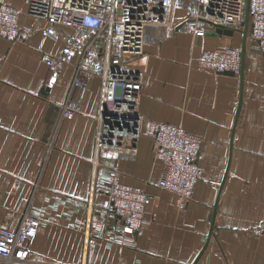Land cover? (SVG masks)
<instances>
[{"label": "crops", "instance_id": "0c3cea01", "mask_svg": "<svg viewBox=\"0 0 264 264\" xmlns=\"http://www.w3.org/2000/svg\"><path fill=\"white\" fill-rule=\"evenodd\" d=\"M6 2L29 32L21 41L0 37V224L10 215L8 224L16 226L29 197L41 212L29 241L31 261L11 264H264V236L252 233L264 212V54L249 36L242 83L239 74L201 68L195 59L217 46L241 49V29L229 34L208 27L204 36L193 35L180 28L181 8L172 33L146 43L128 62L143 78L142 133L127 141L136 157L120 161V181L150 200L134 246H86V206L56 196L86 200L91 194L100 79L89 77L78 109L61 118L74 65L49 66L41 54H59L70 29L60 25L59 38L43 37L41 20L27 14V0ZM152 121L180 124L202 139L201 176L182 209L156 186L162 165L152 158L145 133ZM101 197L96 192L93 199ZM101 218L95 206L91 222Z\"/></svg>", "mask_w": 264, "mask_h": 264}, {"label": "built area", "instance_id": "2783aa9c", "mask_svg": "<svg viewBox=\"0 0 264 264\" xmlns=\"http://www.w3.org/2000/svg\"><path fill=\"white\" fill-rule=\"evenodd\" d=\"M244 4L245 0H27V14L41 20L43 37L59 38L60 25L70 29L59 54H41L49 66L74 65L61 118L71 117L78 109L89 77L98 76L101 83L91 194L86 200L56 196L59 201L86 206L87 220L82 229L86 246L97 241L134 246L150 200L148 193L120 181V161L136 157L127 141L142 133L138 104L143 78L139 70L128 69V62L143 53L146 43L158 42L172 33L177 8L186 11L180 28L204 36L208 27L241 29ZM248 13L247 35L264 54V0H248ZM18 16L16 7L0 0V37L11 41L25 38L29 29L19 23ZM195 59L201 68L240 72L238 47L204 49ZM145 133L151 139L152 158L162 165L156 186L172 193L177 208L182 209L201 176L198 152L202 139L180 124L168 122L152 121ZM18 181L16 178L14 186ZM96 192L102 196L98 202L93 199ZM95 206L103 218L93 223ZM40 214L29 197L16 226L8 224L10 215L0 224L3 264L31 261L29 241L36 234ZM252 233L264 236V212Z\"/></svg>", "mask_w": 264, "mask_h": 264}, {"label": "water", "instance_id": "95a60500", "mask_svg": "<svg viewBox=\"0 0 264 264\" xmlns=\"http://www.w3.org/2000/svg\"><path fill=\"white\" fill-rule=\"evenodd\" d=\"M248 18H249V13H248V0H245V4H244V17H243V20H242V28H241V33H242V37H243V44H242L241 49H240L241 50V60H240V72H239V76H240L241 83H242V72H243L244 40H245L246 35H247ZM216 28H217L218 31L222 30L224 33H229V34H231L232 31H233L232 28L223 27V26H216ZM239 105H240V98H239ZM239 105H238V108H239ZM238 108H237V111H238ZM214 211H215V209H213V214H214Z\"/></svg>", "mask_w": 264, "mask_h": 264}]
</instances>
